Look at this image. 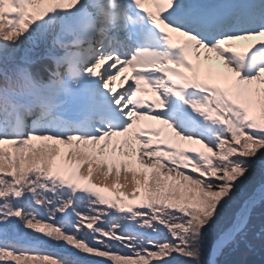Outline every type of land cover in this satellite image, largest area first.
<instances>
[{"label":"snow or ice","instance_id":"1","mask_svg":"<svg viewBox=\"0 0 264 264\" xmlns=\"http://www.w3.org/2000/svg\"><path fill=\"white\" fill-rule=\"evenodd\" d=\"M0 264H264V0H0Z\"/></svg>","mask_w":264,"mask_h":264},{"label":"rangeland","instance_id":"2","mask_svg":"<svg viewBox=\"0 0 264 264\" xmlns=\"http://www.w3.org/2000/svg\"><path fill=\"white\" fill-rule=\"evenodd\" d=\"M100 179H101V182H102L103 186H105V183L108 182L109 184H111L113 182L114 176L113 177H109L106 182L104 181L103 177H101V176H100Z\"/></svg>","mask_w":264,"mask_h":264},{"label":"trees","instance_id":"3","mask_svg":"<svg viewBox=\"0 0 264 264\" xmlns=\"http://www.w3.org/2000/svg\"><path fill=\"white\" fill-rule=\"evenodd\" d=\"M247 259H249V260L253 259L252 255H249V256L247 257Z\"/></svg>","mask_w":264,"mask_h":264}]
</instances>
